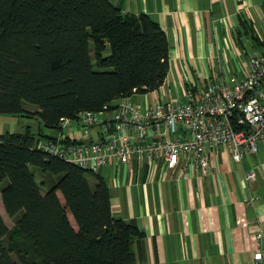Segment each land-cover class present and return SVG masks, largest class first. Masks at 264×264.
Wrapping results in <instances>:
<instances>
[{
    "label": "trees",
    "instance_id": "16d2710c",
    "mask_svg": "<svg viewBox=\"0 0 264 264\" xmlns=\"http://www.w3.org/2000/svg\"><path fill=\"white\" fill-rule=\"evenodd\" d=\"M167 68L166 35L147 14L109 0H0V114L41 121L38 132L0 133V199L13 219L8 228L0 214V264L135 261L142 232L112 214L102 175L35 143L60 117L157 89Z\"/></svg>",
    "mask_w": 264,
    "mask_h": 264
},
{
    "label": "crops",
    "instance_id": "0c3cea01",
    "mask_svg": "<svg viewBox=\"0 0 264 264\" xmlns=\"http://www.w3.org/2000/svg\"><path fill=\"white\" fill-rule=\"evenodd\" d=\"M109 1L123 12L149 15L166 35L168 68L158 96L145 94L156 89L130 94L144 106L182 98L188 78L201 89L205 77L218 72L242 76L247 53L263 46L264 0ZM25 109L38 108L25 104ZM27 127L41 129L35 112L0 114V133ZM104 167L112 214L134 220L142 232L131 264H250L254 232L264 233V141L239 162L218 147L204 175L190 167L183 171L181 164L168 169L131 161ZM248 170L255 177L245 181ZM3 210L0 199V214Z\"/></svg>",
    "mask_w": 264,
    "mask_h": 264
},
{
    "label": "built area",
    "instance_id": "2783aa9c",
    "mask_svg": "<svg viewBox=\"0 0 264 264\" xmlns=\"http://www.w3.org/2000/svg\"><path fill=\"white\" fill-rule=\"evenodd\" d=\"M264 43V37H263ZM203 88L187 79L182 98L141 105L130 95L97 110L84 109L60 117L58 129L40 137L35 148L92 172L106 165L181 164L208 172L210 155L218 147L239 162L245 152L264 141V44L246 55L244 74L218 72L207 76ZM139 94L133 88L131 95ZM254 170L244 180H253ZM255 250L250 264H264V233L254 232Z\"/></svg>",
    "mask_w": 264,
    "mask_h": 264
},
{
    "label": "rangeland",
    "instance_id": "374dc122",
    "mask_svg": "<svg viewBox=\"0 0 264 264\" xmlns=\"http://www.w3.org/2000/svg\"><path fill=\"white\" fill-rule=\"evenodd\" d=\"M145 94H146V96L148 97V99H152V96H154V95H155V97L158 96V95H157V94H158V91H157V89H156V90H154V93L147 92V93H145ZM172 94L175 95V94H176V91H172ZM141 97H142V100H143V98H144L143 94H141ZM132 100L135 101L134 98H133ZM42 129H43L44 131L48 132V133H53V130H52V129L45 128V127H43V126H42ZM32 130H33V131H36V128H35L34 126H32ZM106 168H107V167H103V168L101 169V174H102V176H104L105 178L107 177V173H106V170H105ZM32 170L34 171V175H35V179H36V181H37V182H40L41 177H40V174H39L38 170H36V169H34V168H32ZM104 170H105V171H104ZM89 181H90V183H93V182H94V180H93L92 177L89 178ZM41 189H42V191L45 190L43 187H42ZM58 194H59L60 199L62 200L61 194H60V193H58ZM1 214H2L1 216H2V218H3L4 222H5V224L7 225V227H8V228L12 227V226H13V219L10 218V217L4 212V210L1 212ZM70 218H71V216H70ZM71 219H72V218H71ZM72 221H73V220H72ZM13 257H14V256H13Z\"/></svg>",
    "mask_w": 264,
    "mask_h": 264
}]
</instances>
